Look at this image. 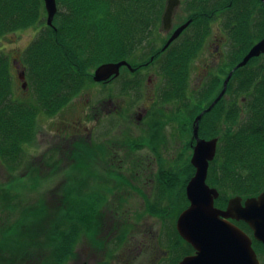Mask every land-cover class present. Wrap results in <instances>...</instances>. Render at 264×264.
<instances>
[{
	"label": "flooded vegetation",
	"instance_id": "flooded-vegetation-1",
	"mask_svg": "<svg viewBox=\"0 0 264 264\" xmlns=\"http://www.w3.org/2000/svg\"><path fill=\"white\" fill-rule=\"evenodd\" d=\"M177 1L179 5L174 11L172 28L169 31L163 30L162 25L157 28L158 33L164 31L162 34L165 43L160 48L150 50L148 60L143 59L136 65L128 62L131 67L123 66L121 79L111 78L101 83L93 80L100 86V91L107 95L106 93L120 79V92L124 90L121 103L116 104L113 98L106 99L102 95L101 102L98 106L92 107L90 112L92 96L82 90L73 102L52 114V109L59 108L64 103L63 88L61 86L50 88L45 91L46 95L41 99V101L48 99L45 108L49 107L50 110H45L49 113L45 116L49 124V132L53 137V146L46 149L49 152L48 168L53 172L54 169L57 172H64L77 165L80 168L97 170V173H88L83 181H79L82 186V197L89 205V212L92 213V209L96 207L97 223L93 224L94 220L91 218L90 222L87 220L88 224L84 228L82 226L71 230L67 228V233L60 230L54 232L61 244L64 240H69L71 243L69 249H72L74 254L69 255L68 261L78 256L76 264H139V258L141 264H182L183 261L198 255L191 241L189 242L178 232L177 222L171 226L169 233L159 232L160 234L153 224L146 223L147 220L137 222L136 209H133L134 197L136 192L140 196L142 194L141 199L146 206L148 199L154 201L156 196L154 194H157L163 184L159 181L158 173H161V179L168 184V179L164 177L167 173L163 172L164 166L168 160L176 158L172 156L171 143L175 145L178 142L181 145L183 140L192 150L193 155L197 141L194 135L195 120L202 113L204 115L198 123L199 137L205 141L218 138L211 137L210 128L201 129V122L206 113H209L204 111L212 103L214 104L215 99L224 89L225 79L231 73L232 78L226 93L217 104L225 100L242 112L240 92L242 81L239 70L245 73L259 70L264 73V53L253 57L243 67L238 66L243 63V59L252 48L264 40V16L239 19L238 16L236 17V7L234 9L232 2L228 0ZM167 2L168 0L165 1L162 14L167 8ZM191 4L194 6L192 7ZM259 7L264 10L263 0H260ZM179 9H182L185 16L175 27L174 20ZM256 10L251 3L249 13ZM196 14L202 15L204 19L195 22ZM188 23L189 26L181 32L179 38L174 40L169 48L163 50L173 33ZM176 42L181 49L171 48ZM155 54L159 56L156 58ZM239 55H242L240 60H238ZM184 56L186 60L183 65L181 58ZM198 58H202L200 64L203 66L200 75L201 84L191 95L187 85L190 84L191 70L197 67H193L192 61ZM11 61L14 62L19 80V76L25 73V82L28 84L27 72L15 59ZM21 82L22 89L26 90L23 88L24 82ZM213 90L219 92H216L217 95L215 94L210 100L209 92ZM37 92L40 94L42 91ZM83 98L86 100L80 104ZM31 109H34V106ZM195 110L200 111L195 113ZM125 112L126 114H123ZM71 113L76 115L70 117ZM110 115L111 118L122 119V122L127 120V125L116 126L118 130H112L109 129V122L102 127V120ZM223 116L225 118L226 113ZM83 137L87 140H82ZM83 142L86 144L82 148L80 145ZM70 145H73L72 148L68 147ZM94 146L102 151L101 156L92 149ZM178 150L180 151V148L177 146L175 151ZM76 154L80 155L79 162L74 161ZM60 158L67 160L68 166H60L58 162ZM37 162L42 168L43 163ZM210 163L209 170L212 168ZM209 170L206 184L216 189L220 195L214 201V205L218 210L225 211L230 199L241 196L230 195L228 198L226 195L222 196L219 189L209 184ZM33 172L36 173V169ZM192 173L190 180L196 173V168L193 166ZM65 183L63 182L61 187H64ZM58 188L57 185L56 189ZM260 195L254 197L258 198ZM185 197L187 205L183 211L190 205L186 190ZM222 198L225 201H221ZM250 198L241 197L240 204L245 207V202ZM99 218H103L104 222L100 224ZM229 222L236 225L245 235L242 239L251 247L252 264H264V239L256 237L254 226L242 219L238 221L230 218ZM80 244H85L81 253L82 248H78ZM217 257L219 256L212 254V262L205 264H225L220 259L216 260ZM193 262L196 261H192L191 264H194ZM229 264L236 262L234 260Z\"/></svg>",
	"mask_w": 264,
	"mask_h": 264
},
{
	"label": "trees",
	"instance_id": "trees-1",
	"mask_svg": "<svg viewBox=\"0 0 264 264\" xmlns=\"http://www.w3.org/2000/svg\"><path fill=\"white\" fill-rule=\"evenodd\" d=\"M165 1L57 0L59 12L53 26L44 22L43 31L27 48L24 57L35 64L31 66V71L37 86L44 91L61 86L66 92L63 105L52 109L51 113L71 103L74 92L93 81V71L101 64L120 61L132 63L137 52L150 43L161 24ZM229 1L234 9L236 7V17L239 19L264 16V10L259 7L260 0ZM251 3L259 11L249 13ZM45 15L44 0H0V39L7 33L42 24ZM194 17L195 22L204 19L200 14ZM171 48L181 49L177 42ZM155 55L156 58L159 56ZM241 57L239 55L238 60ZM181 59L184 65L186 56ZM11 66L16 72L10 57L0 53V87L12 81L13 76L9 73ZM239 77L242 81V112L234 104L222 100L206 113L201 129L210 128L211 137L219 138V156L210 163L211 180L232 196L250 198L264 192V73L239 70ZM47 100L41 101L43 106ZM199 111L195 110V113ZM30 112L35 117L38 109H31ZM22 117L18 107L12 103L1 113L0 124L7 141L0 145V156L14 155L19 142H22L21 135L30 134L22 126L29 120ZM165 177L169 178L168 186L171 188L182 183L169 172ZM59 223L63 227L68 223V230L77 225L84 228L88 224L84 213L77 216L68 214ZM57 228L52 225L49 232L54 256L39 264L60 259L70 248L69 240L61 244L57 239L53 231Z\"/></svg>",
	"mask_w": 264,
	"mask_h": 264
},
{
	"label": "rangeland",
	"instance_id": "rangeland-1",
	"mask_svg": "<svg viewBox=\"0 0 264 264\" xmlns=\"http://www.w3.org/2000/svg\"><path fill=\"white\" fill-rule=\"evenodd\" d=\"M177 13L174 20L175 27L183 21L185 16L182 9H179ZM44 19L46 20V15ZM44 19H42V24H36V26L33 27H26L25 29L16 30V32L7 33L0 39V53L8 55L10 59H15L21 64L24 71L27 72L26 80L28 82L26 90H23L21 86L22 82L17 78V72H15L14 67L11 66L9 73L13 76L12 81L0 87V115L4 112V108L12 103V105L18 107L19 113H22L23 117L25 116V118L29 120L22 126L24 131L27 130L30 133L29 135H21L22 142H19L16 149L17 152L14 155L12 153V156H4L3 154L0 156V264H39L41 261L47 260L45 257L51 253V247L48 245L49 240L51 241V237H49V232L51 231L50 227L61 219L63 210L71 205L66 200L76 199V190L80 184L79 181H83L88 173H97L96 169L80 168L77 165L72 166L64 172H57L55 169L53 172L48 168L49 163H47V157L49 152H47L46 149L53 146V137L49 132V124L46 122V116L49 113L45 112L46 108L42 105V102H40L43 96L46 95V92L34 82L31 68L35 66V64L24 58L27 48L30 44L35 42L43 31L44 22L46 25ZM160 25L161 24H159V26ZM158 32L159 30L157 29L150 43L146 44L140 52H137V57L133 60L132 64L135 62L139 64L143 59L148 60L150 50L160 48L163 43H165V38H163L164 35L162 34L164 31L161 30V33ZM206 41H208V39ZM207 54L208 53H206V55ZM194 60L192 61L193 67H197L191 70L190 84L187 85V90H189V94L191 95H193L201 84L200 75L203 69V66L200 64L202 58ZM122 68L120 76L118 77L120 79L123 78ZM120 79L111 87L109 92L106 93L107 95H104L105 92H102V90L100 91L99 85L94 81H90L74 92L71 101L73 102L78 94L82 90H85L88 95L92 96L90 112L92 111V107L98 106L101 102L102 95L106 99L113 98L116 104L118 102L121 103L123 101L122 95L124 96V90L120 92ZM37 91L42 92L39 94ZM216 92H219V90L210 91V98L215 96ZM65 93L66 92H64V94ZM81 100L82 101L79 102L80 104L84 103L86 99L83 98ZM31 106H34V109H38V113H35V117L31 114L32 112H30ZM66 106L67 105L64 107ZM123 107L125 108V103ZM54 113L56 112L52 114ZM123 114H126V112ZM75 115L76 113H71L70 117ZM82 115L84 116V114ZM112 115L108 118H104L101 126L103 124L106 126L110 122L109 129L118 130L116 126L127 125V120L122 122V119L118 120L117 118H111ZM67 117L69 118V115ZM45 122L47 123L46 126L44 125ZM28 124L29 127H27ZM3 129L4 128L1 127L0 124V145L7 141L5 134H3ZM83 139L87 140V138L84 137L82 140ZM85 144L86 143L83 142L80 147L83 148ZM72 146L73 145H70L68 147L72 148ZM171 146L173 150L172 156L176 158L166 162L164 166L165 171L163 172H169L175 177V180L176 178L182 180V183L171 188L161 179V173H158L159 181L163 184L157 191V194H154L156 195L154 201L148 199V206H146L145 202L141 199L142 194L140 196V194L136 192L137 195L135 194L134 197L135 208L132 206L133 209H136L137 222L138 220H147L146 223L149 222L153 224L158 233H169L171 226L176 224L180 213L186 208L187 198L185 197V190L188 181L193 175L192 167L190 166L193 155L187 143H184L182 140L181 145L176 142L175 145L171 143ZM177 146L180 148V151L178 150L179 153L175 151ZM92 149L96 150L99 156L102 155V151L97 149V146H94ZM217 154L219 156V151ZM37 161L43 163L42 168L39 167ZM74 161L79 162L80 155L76 154ZM58 162L62 167L69 163L64 158H60ZM34 169H36V173H33ZM209 175V184L211 183L210 185H214V187L219 189L211 180L210 177L212 175ZM217 175H214V177L219 176ZM167 179L169 180L168 177H166V180ZM63 182L66 183L64 187H61ZM57 185L59 187L58 189H56ZM164 185H167V187H164ZM149 187H151V185ZM55 191L59 194L57 195L58 198H54L53 196ZM219 191L223 192L222 196L226 195V198L231 195L221 188ZM61 192L65 194L66 202L63 196H61ZM128 197L130 198V196ZM67 203L68 205L66 206ZM98 222L101 224L104 222V219L99 218ZM34 228L35 230H33ZM67 228H70L68 223L64 227L62 225L57 229L66 231L67 233ZM57 229L55 231H57ZM84 245L85 244L79 245L78 248H82L80 249V253L84 250ZM73 254V250L68 249L64 256L49 264H76V261L79 259L78 256L68 261L69 255L72 256ZM138 263L141 264L140 258L138 259Z\"/></svg>",
	"mask_w": 264,
	"mask_h": 264
},
{
	"label": "water",
	"instance_id": "water-1",
	"mask_svg": "<svg viewBox=\"0 0 264 264\" xmlns=\"http://www.w3.org/2000/svg\"><path fill=\"white\" fill-rule=\"evenodd\" d=\"M264 1V0H263ZM168 5L164 11L162 18L163 29L169 31L172 28V20L175 9L179 3L177 0H168ZM44 7L47 11V25L52 27L55 21L56 14L59 12L57 0H44ZM190 23L181 26L173 33V36L163 48L166 50L171 43L179 38L181 32L189 26ZM264 53V40L254 46L252 51L243 59L238 67L246 65L250 59ZM131 67L126 61L110 62L102 64L95 71L93 79L96 82L108 81L120 76L122 66ZM232 73L225 79L224 89L221 94L215 99L214 104L204 112H210L219 100L226 93ZM20 80L25 81V73L20 75ZM27 87L26 82L23 88ZM201 116L195 120L196 147L194 148L191 165L196 168L194 177L187 184L186 194L189 198V208L179 215L176 228L178 232L196 247L198 255L191 259L185 260L182 264H205L212 262V254L219 257L216 260H222L225 264L234 261L236 264H252V256L250 245L243 242L242 237L245 235L231 222L230 218L240 221V219L252 224L255 229L256 237L264 239V193L260 197H252L248 199L243 207L241 197H236L229 200L228 208L224 211L217 209L214 201L219 198V193L216 189L211 188L206 184L209 163L212 162L217 153L218 138L213 140H203L198 135L199 121Z\"/></svg>",
	"mask_w": 264,
	"mask_h": 264
},
{
	"label": "bare ground",
	"instance_id": "bare-ground-1",
	"mask_svg": "<svg viewBox=\"0 0 264 264\" xmlns=\"http://www.w3.org/2000/svg\"><path fill=\"white\" fill-rule=\"evenodd\" d=\"M81 188H82V186H81V184H79V187L76 190V199L75 200H66L71 205H69L67 207L65 206L66 209L63 210L62 217H66L68 214L69 215L70 214L71 215L73 214V215L77 216V214H79V213H84L85 214V217H86V220H88L90 222V219L93 218V220H94L93 221V224H96L97 223L96 222V214H95L96 207L92 209V213L89 212L88 202H86L83 197H80L79 191H81ZM61 193H62L61 196H63V199L65 201V194L63 192H61ZM57 195H59V194H58L57 191H55L54 194H53L54 198H58ZM59 221H60V219L56 222L55 225L58 226V227H61L60 226L61 224L59 223ZM77 227H80V226L77 225ZM35 228L33 230H35ZM48 245H50V247H51V253H49L48 256L45 257L47 260H43V261H48L49 258H51V257L53 258V256H54V254H53L54 245L52 244V242L50 240H49V244Z\"/></svg>",
	"mask_w": 264,
	"mask_h": 264
}]
</instances>
